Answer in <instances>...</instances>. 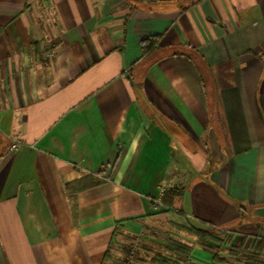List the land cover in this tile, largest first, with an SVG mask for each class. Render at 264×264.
Here are the masks:
<instances>
[{
  "label": "crops",
  "instance_id": "obj_1",
  "mask_svg": "<svg viewBox=\"0 0 264 264\" xmlns=\"http://www.w3.org/2000/svg\"><path fill=\"white\" fill-rule=\"evenodd\" d=\"M224 238L264 258V0H0V264Z\"/></svg>",
  "mask_w": 264,
  "mask_h": 264
},
{
  "label": "rangeland",
  "instance_id": "obj_2",
  "mask_svg": "<svg viewBox=\"0 0 264 264\" xmlns=\"http://www.w3.org/2000/svg\"><path fill=\"white\" fill-rule=\"evenodd\" d=\"M212 232V231H211ZM213 235V234H212ZM223 242V243H222ZM221 244L224 245L221 248V252L219 256L215 258L214 264H264V258L262 257L261 253L257 249H244L241 246H232L231 242L228 241L226 238L222 240ZM134 243H130V246H133ZM167 248L169 251L161 250L155 252H149V256H151L152 264H155L156 261L160 260L161 256H168L174 257L172 253H174L173 246L170 244V240L166 241L164 248ZM141 248V252H144L145 255H142V258H145L147 255V251ZM132 250V247L130 251ZM133 253L131 254L133 258L138 253V249L132 250ZM143 253V254H144ZM139 254V253H138ZM144 256V257H143ZM134 260V259H133Z\"/></svg>",
  "mask_w": 264,
  "mask_h": 264
},
{
  "label": "trees",
  "instance_id": "obj_3",
  "mask_svg": "<svg viewBox=\"0 0 264 264\" xmlns=\"http://www.w3.org/2000/svg\"><path fill=\"white\" fill-rule=\"evenodd\" d=\"M211 231L212 230L192 227V233L195 235H199L203 238H206L207 236H212L213 232ZM170 244L171 246H173L174 253H172V255H174V257L161 256L160 260L156 261L155 264H184L185 263L186 258L192 251L191 246H188L182 242H179L173 239L170 240ZM164 250L169 251L166 247Z\"/></svg>",
  "mask_w": 264,
  "mask_h": 264
},
{
  "label": "built area",
  "instance_id": "obj_4",
  "mask_svg": "<svg viewBox=\"0 0 264 264\" xmlns=\"http://www.w3.org/2000/svg\"><path fill=\"white\" fill-rule=\"evenodd\" d=\"M16 146H17V144L12 145L11 149H14ZM160 191H161L160 196L154 199V204L156 206H158L160 204V200H161V198H162V196L164 194V189L161 188Z\"/></svg>",
  "mask_w": 264,
  "mask_h": 264
}]
</instances>
